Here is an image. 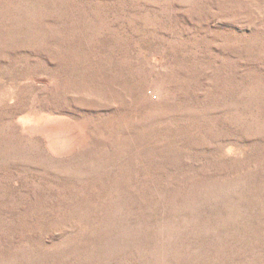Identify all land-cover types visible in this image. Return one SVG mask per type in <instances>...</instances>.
<instances>
[{"label": "rangeland", "instance_id": "1", "mask_svg": "<svg viewBox=\"0 0 264 264\" xmlns=\"http://www.w3.org/2000/svg\"><path fill=\"white\" fill-rule=\"evenodd\" d=\"M0 264H264V0H0Z\"/></svg>", "mask_w": 264, "mask_h": 264}]
</instances>
